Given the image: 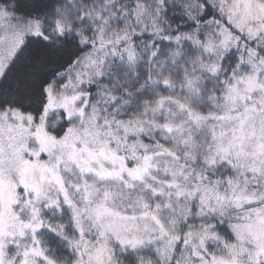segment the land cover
Segmentation results:
<instances>
[{
  "label": "snow or ice",
  "instance_id": "snow-or-ice-1",
  "mask_svg": "<svg viewBox=\"0 0 264 264\" xmlns=\"http://www.w3.org/2000/svg\"><path fill=\"white\" fill-rule=\"evenodd\" d=\"M0 264H264V0H0Z\"/></svg>",
  "mask_w": 264,
  "mask_h": 264
}]
</instances>
